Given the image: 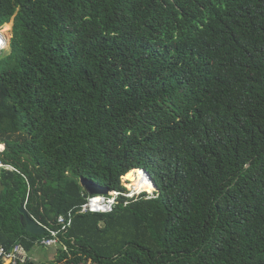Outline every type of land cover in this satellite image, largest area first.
I'll return each instance as SVG.
<instances>
[{"label": "trees", "instance_id": "1", "mask_svg": "<svg viewBox=\"0 0 264 264\" xmlns=\"http://www.w3.org/2000/svg\"><path fill=\"white\" fill-rule=\"evenodd\" d=\"M10 19L0 246L19 264H264V0H0ZM142 169L153 195L127 197ZM82 177L120 193L111 212L79 211ZM22 206L54 229L72 213L46 262Z\"/></svg>", "mask_w": 264, "mask_h": 264}, {"label": "built area", "instance_id": "2", "mask_svg": "<svg viewBox=\"0 0 264 264\" xmlns=\"http://www.w3.org/2000/svg\"><path fill=\"white\" fill-rule=\"evenodd\" d=\"M7 45V38L4 33L0 30V51L4 50ZM1 166V164H0ZM119 192L110 191L107 195H90L87 197V201L81 205L80 212H111L114 205L117 203V197ZM138 194V193H137ZM125 195V193H124ZM128 194H126L127 196ZM135 194H131L127 197H132ZM34 219V218H33ZM35 220V219H34ZM72 213L69 211L67 215H59L56 220V225L59 227L54 229L47 228L42 224L46 231L49 232V236L42 238L41 243L43 245L57 244L58 235L66 230L71 225ZM36 221V220H35ZM37 222V221H36ZM23 251L19 245H14L12 249L8 252L4 247L0 246V261L2 260L4 264H19V262H24V257L22 255Z\"/></svg>", "mask_w": 264, "mask_h": 264}, {"label": "rangeland", "instance_id": "3", "mask_svg": "<svg viewBox=\"0 0 264 264\" xmlns=\"http://www.w3.org/2000/svg\"><path fill=\"white\" fill-rule=\"evenodd\" d=\"M7 23L10 25L9 30L4 31V26ZM7 23H4L3 25L0 26V30L4 33V35L7 38L6 48L4 50L0 51V56L5 55L10 50V39L12 36L13 19H10V21ZM139 175L141 176V172H139ZM141 178H142V176H141ZM140 181H142V180H140ZM121 184L125 187V192H126L125 195L128 194L127 196H130L131 194H135L134 196H136L142 192H145L146 194H149V196L151 197L154 193L153 192L154 187H151L150 189L144 188L141 185V182H140V188L145 189L146 191H141V192L133 191L132 185H131V189L128 188L127 184H129V182L125 181L123 179V176L121 177ZM134 196H132V197H134ZM56 247L57 246L55 244H50V245H45V246L35 245L30 251L27 252V256H29L35 262H46V261H48L54 257L55 252H56Z\"/></svg>", "mask_w": 264, "mask_h": 264}, {"label": "water", "instance_id": "4", "mask_svg": "<svg viewBox=\"0 0 264 264\" xmlns=\"http://www.w3.org/2000/svg\"><path fill=\"white\" fill-rule=\"evenodd\" d=\"M79 182H80V185L83 187V189L91 195H107L110 192L108 187L98 185L94 183L93 181L83 178V177L80 178ZM3 189H4V186L0 182V192ZM19 211H20V221L21 223L25 224V230L28 233L42 235L45 232L44 227L41 226L38 222H36L32 217H30V215L27 213V211L25 210L23 206L20 207Z\"/></svg>", "mask_w": 264, "mask_h": 264}, {"label": "bare ground", "instance_id": "5", "mask_svg": "<svg viewBox=\"0 0 264 264\" xmlns=\"http://www.w3.org/2000/svg\"><path fill=\"white\" fill-rule=\"evenodd\" d=\"M9 24H7L5 27H4V31H7L9 30ZM141 185L144 187V188H151V187H154L156 189V187L154 186L152 180L150 179L149 175L147 174V172L145 170L142 169L141 171ZM140 176V177H141ZM141 192V191H140Z\"/></svg>", "mask_w": 264, "mask_h": 264}]
</instances>
